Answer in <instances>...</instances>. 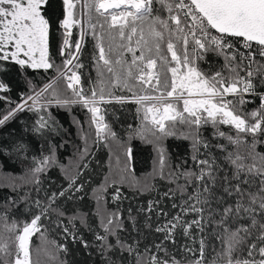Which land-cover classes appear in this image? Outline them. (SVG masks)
I'll list each match as a JSON object with an SVG mask.
<instances>
[{"label":"snow or ice","instance_id":"snow-or-ice-1","mask_svg":"<svg viewBox=\"0 0 264 264\" xmlns=\"http://www.w3.org/2000/svg\"><path fill=\"white\" fill-rule=\"evenodd\" d=\"M47 3L0 0V71H6L3 62H14L21 68L56 72L38 91L22 97V103L0 113V125L24 111L25 105L41 112L45 111L41 101L78 103L91 114L97 140L115 139L117 134L104 122L98 105L112 99L123 103L127 97L115 96L113 90L118 89L130 93L137 113L142 112V127L133 129L134 134L143 138L150 132L157 143L179 134L192 142V167L178 166L168 173L176 187L164 197L173 201L175 211L170 215L159 209L157 218L165 220L154 229L160 234L158 242L141 251L138 239L121 236L125 229L118 213H110L102 221L103 234L96 237L104 264H264V153L256 150L257 144H264V90L258 91L264 89V0H62L60 66L48 55ZM74 28L79 32L76 39ZM89 35L97 76L95 81L88 77L93 86L86 92L78 70L84 67L80 56ZM209 54L223 58L219 69L201 67ZM60 81L70 96L59 91ZM9 90L0 81V92ZM247 96L257 97L259 106L244 110L252 102ZM51 124L39 116L35 130H51ZM206 127L212 129V139L203 136ZM213 139L226 143L214 144ZM158 157L163 172L162 148ZM54 163L53 145L48 156L33 161L29 169L33 182L39 183L37 174ZM82 188L76 177L71 178L69 189ZM64 195L63 190L51 193L47 208L34 201L40 212L30 222L9 223L4 214L0 264H33L31 237L41 233L42 216ZM159 203L150 201L146 211H155ZM206 224L215 226V238L221 241L219 250L212 248L211 258L203 235L198 248L181 246L183 259L169 251L168 244L176 245L178 234L190 237L193 229L203 233Z\"/></svg>","mask_w":264,"mask_h":264},{"label":"trees","instance_id":"trees-1","mask_svg":"<svg viewBox=\"0 0 264 264\" xmlns=\"http://www.w3.org/2000/svg\"><path fill=\"white\" fill-rule=\"evenodd\" d=\"M45 16L50 22L49 58L60 66L62 57L59 49L63 30L59 20L63 18L62 0H48ZM78 35V29L74 28L72 39L78 38ZM92 49L93 41L89 35L80 56L84 67L78 70L86 92L93 86L88 77L95 81L97 76L90 58ZM222 63V57L209 54L207 62H201V67L208 70L211 66V70L215 71ZM2 66L6 71H0V81L6 83L10 90L0 92V96L4 97L0 99V113L16 107L22 103V97L32 94L33 89L38 91L56 76L54 69L21 68L14 62H3ZM58 87L62 94L71 95L70 90L65 91L63 81L59 82ZM261 90L264 89L258 88V91ZM113 91L115 96L132 99L130 93L118 89ZM246 99L252 102L245 104L244 110L251 111L259 106L257 97L247 96ZM41 104L45 111H29L25 105L24 111L17 112L14 118L0 125V221L6 214L9 223L30 222L33 214L40 212L34 201L39 200L47 208L51 193L65 191V195L58 197L42 216L41 233L31 237L33 264H104L100 241L96 237L103 234L102 221L110 213H118L125 229L121 236L138 239L141 251L144 245L151 246L152 242H158L160 234L154 229L165 220L163 216L157 218L159 209L170 215L175 211L171 207L173 201L164 197L165 192L176 187L175 183L170 182L168 173L177 170L178 166L180 169L192 167L191 140L177 134L164 137L157 143L150 132H145L143 138L134 134L133 129L142 126L139 118L142 112L137 113L138 105L134 99L123 103L112 99L111 102L102 103L101 113L105 114L106 124L117 135L115 139L99 140L90 122L91 114L80 104L61 106L53 102L47 105L44 101ZM39 116H45L50 124L55 122L51 124V130H35ZM223 130L229 131L227 126H223ZM201 131L204 137L212 139L210 127ZM217 142L226 143L213 139L214 144ZM53 145L55 163L37 174L39 183H34L29 169L34 160L48 156ZM161 148L166 154L163 172L158 157ZM256 150L264 153V144H257ZM220 159L223 160V155H220ZM185 161L188 163L185 164ZM83 164L87 167H82ZM73 177H76L77 184H83L79 192L69 189ZM178 182L183 183V180ZM150 201L160 202L151 213L146 211ZM64 227L68 228V232L64 231ZM214 227L206 224L203 233L193 229L190 237L178 234L176 245L168 244L169 251L177 259H183L186 253L181 246L187 244L198 248L203 235L208 245L206 252L211 258L212 248L219 250L221 247V241L215 238ZM2 229L3 223L0 222ZM109 239L115 240L114 237Z\"/></svg>","mask_w":264,"mask_h":264},{"label":"rangeland","instance_id":"rangeland-1","mask_svg":"<svg viewBox=\"0 0 264 264\" xmlns=\"http://www.w3.org/2000/svg\"><path fill=\"white\" fill-rule=\"evenodd\" d=\"M48 55H49V50H48ZM127 100H133V99H126L125 101H127ZM28 103L31 104V101H29ZM98 106L101 108V112H102V103H100ZM101 112H100V113H101ZM105 123H106V119H105ZM93 125H94V124H93ZM94 127H95V125H94ZM141 127H142V126H141Z\"/></svg>","mask_w":264,"mask_h":264},{"label":"built area","instance_id":"built-area-1","mask_svg":"<svg viewBox=\"0 0 264 264\" xmlns=\"http://www.w3.org/2000/svg\"><path fill=\"white\" fill-rule=\"evenodd\" d=\"M242 51H243V49H241ZM100 115H103L104 116V121H105V114H103V113H100Z\"/></svg>","mask_w":264,"mask_h":264},{"label":"bare ground","instance_id":"bare-ground-1","mask_svg":"<svg viewBox=\"0 0 264 264\" xmlns=\"http://www.w3.org/2000/svg\"><path fill=\"white\" fill-rule=\"evenodd\" d=\"M105 122V121H104Z\"/></svg>","mask_w":264,"mask_h":264}]
</instances>
